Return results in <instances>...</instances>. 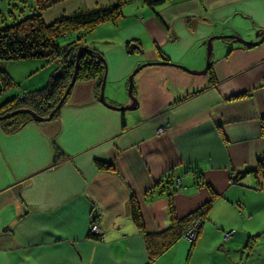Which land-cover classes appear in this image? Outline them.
Instances as JSON below:
<instances>
[{
  "label": "crops",
  "instance_id": "1",
  "mask_svg": "<svg viewBox=\"0 0 264 264\" xmlns=\"http://www.w3.org/2000/svg\"><path fill=\"white\" fill-rule=\"evenodd\" d=\"M118 1L66 0L42 20ZM120 1V16L78 44L104 59L105 103L135 109L104 106L97 80L76 81L53 119L13 133L0 125V264H264V41L213 39L216 84L199 75L209 39L264 36V0ZM60 69L59 59L0 62L17 96ZM206 204L195 242L182 238L151 261L171 219Z\"/></svg>",
  "mask_w": 264,
  "mask_h": 264
},
{
  "label": "trees",
  "instance_id": "2",
  "mask_svg": "<svg viewBox=\"0 0 264 264\" xmlns=\"http://www.w3.org/2000/svg\"><path fill=\"white\" fill-rule=\"evenodd\" d=\"M64 1L66 0H32L34 8L29 17L0 28V62L59 59L61 65L60 71L53 75L46 88L25 93L1 104L0 116L17 110H29L40 118L46 117L55 108L71 80L75 56L79 47L78 41L85 35L90 34L98 25L113 22L117 19L120 16V6L122 4L119 0L113 7L89 13H79L71 17H62L54 23L46 25L42 20V14ZM164 1L153 0V4ZM76 34L79 40L75 39V41L65 46H59L57 43V40L61 37ZM97 56L99 55L94 51H85L81 54L76 81L97 80L98 88H101L105 62L104 59L100 60ZM212 71V64L209 61L206 75L210 76V84L215 85L216 80ZM12 87H14L12 80L5 73L0 72V95ZM29 121H32V119L28 114H18L9 120L0 121V125L5 131L13 133ZM57 156L62 155L57 153ZM96 166L101 170H110V165L106 163L96 162ZM166 179L168 181H160L158 184L162 190L166 189V186L171 187L174 184L171 176L166 177ZM162 184H164L163 187ZM171 196L172 193L168 194L169 208L171 207ZM208 209L209 204H206L183 220L178 221L172 218L170 227L161 238L160 249L154 252L150 251L149 259L151 261L156 259L161 253L184 238L186 232L192 229L195 224H198L196 236L191 241L194 243ZM130 215L136 228L142 231L139 212L133 202L130 203ZM144 237L149 238L146 235ZM251 246L252 243L248 244L246 249L251 248Z\"/></svg>",
  "mask_w": 264,
  "mask_h": 264
},
{
  "label": "water",
  "instance_id": "3",
  "mask_svg": "<svg viewBox=\"0 0 264 264\" xmlns=\"http://www.w3.org/2000/svg\"><path fill=\"white\" fill-rule=\"evenodd\" d=\"M213 39H217V40H223V39H234L236 40L238 43H240L243 46H247V47H257L259 46L263 41H264V36L260 38V40H258L257 42H245L235 36H220V37H213L211 39L208 40L207 42V62H206V66L205 69L202 73H200L199 75H206V72L209 68V58L212 54V40ZM88 49L84 48V47H79L75 56V65H74V71H73V75L71 77V80L64 92V94L62 95V97L60 98L59 102L57 103V105L55 106V108L46 116L43 118H40L38 116H36L33 112L29 111V110H17L15 112L9 113V114H5L4 116H0V121H5L8 119H11L13 116L18 115V114H28L32 121L34 122H47L49 120H51L54 115L59 111L60 107L63 105L64 101L66 100L67 96L70 93V90L72 89L73 85L76 82V76L78 73V66H79V60H80V56L83 52L87 51ZM97 58H99L100 60H102L103 58L101 56H97ZM148 65V64H147ZM147 65H142L140 67H138L129 77V91L128 93H131V89L133 87V76L134 74H136L140 69H142L143 67L147 66ZM161 65H166V64H161ZM105 79H106V68H105V74L103 75L102 81H101V88H100V93H99V101L101 104H103L104 106L110 107L112 109L118 110V111H132L135 109L134 103L136 102H132V104L130 106L127 107H121V108H115L112 106H108L105 101H104V96H103V88L105 85ZM131 96V95H129Z\"/></svg>",
  "mask_w": 264,
  "mask_h": 264
},
{
  "label": "rangeland",
  "instance_id": "4",
  "mask_svg": "<svg viewBox=\"0 0 264 264\" xmlns=\"http://www.w3.org/2000/svg\"><path fill=\"white\" fill-rule=\"evenodd\" d=\"M33 8L34 7H33L32 0H0V28L3 26L11 25L15 21L18 22V21L22 20L23 18L29 17L32 14ZM97 32H99V31H96L95 34H97ZM75 39L76 40L78 39L77 34L71 35V36L61 37L57 40V43L59 44V46H65L66 44H69L70 41H72V42L75 41ZM232 40H234V39H232ZM81 42L83 43L84 39H81ZM79 47H82V46L79 45ZM84 48H86V47H84ZM86 49H88V48H86ZM87 51H91V50L88 49ZM164 63L165 62H162V64H164ZM104 74H105V72H104ZM17 89L18 88H15V87H12V89L9 88L10 92H14V93L11 94L12 96H10V94H8V96H10V97L7 96L8 100L17 97V94H18ZM4 96H5L4 94L0 95V98H1L0 101L3 100ZM7 99L4 100L3 102L7 101ZM1 103L2 102H0V105H1ZM134 106H136V103H134ZM7 114H9V113H7ZM16 116L17 115H15L13 117H16Z\"/></svg>",
  "mask_w": 264,
  "mask_h": 264
},
{
  "label": "built area",
  "instance_id": "5",
  "mask_svg": "<svg viewBox=\"0 0 264 264\" xmlns=\"http://www.w3.org/2000/svg\"><path fill=\"white\" fill-rule=\"evenodd\" d=\"M163 131H164V129H160L158 133H162ZM263 159H264V157H261L260 161L263 162L264 161ZM197 228H198V224H195L192 229H190L188 232H186V234L184 235V238L190 242L193 241L195 236H196ZM98 231H99V227H98L97 222H93L89 228L90 236L96 237L98 234Z\"/></svg>",
  "mask_w": 264,
  "mask_h": 264
}]
</instances>
